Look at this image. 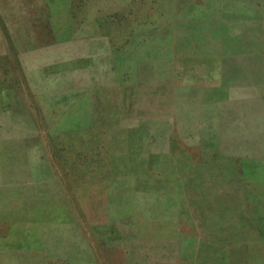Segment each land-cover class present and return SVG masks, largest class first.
Segmentation results:
<instances>
[{
  "label": "rangeland",
  "instance_id": "1",
  "mask_svg": "<svg viewBox=\"0 0 264 264\" xmlns=\"http://www.w3.org/2000/svg\"><path fill=\"white\" fill-rule=\"evenodd\" d=\"M0 264H264V0H0Z\"/></svg>",
  "mask_w": 264,
  "mask_h": 264
}]
</instances>
